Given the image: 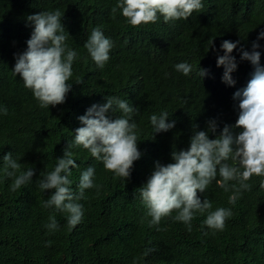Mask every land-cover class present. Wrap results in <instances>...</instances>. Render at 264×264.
Returning <instances> with one entry per match:
<instances>
[{
  "label": "trees",
  "instance_id": "16d2710c",
  "mask_svg": "<svg viewBox=\"0 0 264 264\" xmlns=\"http://www.w3.org/2000/svg\"><path fill=\"white\" fill-rule=\"evenodd\" d=\"M118 0H0V264H264V176L253 175L250 191L230 202L216 180L201 195L214 211L231 209L223 230L204 223L207 212H197L191 231L171 216L159 225L149 226L139 187L146 183L154 163H173L171 152L189 147L194 125L206 130L215 121L219 135L225 125L234 126L239 115L233 93L246 87L254 71L249 61L240 60L231 73L234 86L222 82L223 66L217 67L224 40L241 41L246 50L264 29V0H202L203 8L188 19L132 26L116 8ZM60 9L62 24L69 33L67 44L78 52L73 62L72 88L66 101L41 108L31 89L13 71L15 54L23 52L33 30L27 16ZM159 15V14H158ZM99 26L113 42L109 61L97 67L85 43ZM213 41L216 51L210 48ZM260 65L264 67V39L258 41ZM240 46L238 45V48ZM179 63L192 66L189 75L175 69ZM200 68L207 74L202 78ZM83 82L77 84V80ZM128 100L137 108L133 116L139 130L141 157L134 162L127 181L106 170L82 146L69 148L78 167L71 169V187L78 191L81 173L95 168L94 183L99 189H86L84 216L75 227L67 223L68 214L44 207L54 190H41L39 181L54 170L57 158L74 145L78 117L93 104L106 98ZM169 113L175 126L154 133L150 116ZM113 118L123 113H109ZM238 134L243 129L233 127ZM154 136V138H153ZM11 152L26 171L35 175L13 190L15 177L6 175L3 156ZM230 165L234 162L229 159ZM11 171V169H8ZM243 171V169H241ZM230 184L238 183L230 181ZM55 216L58 230L46 225ZM159 229V230H158ZM51 241L50 246H46Z\"/></svg>",
  "mask_w": 264,
  "mask_h": 264
},
{
  "label": "clouds",
  "instance_id": "9594fccd",
  "mask_svg": "<svg viewBox=\"0 0 264 264\" xmlns=\"http://www.w3.org/2000/svg\"><path fill=\"white\" fill-rule=\"evenodd\" d=\"M116 8L121 9L122 16L132 26H139L156 23L161 16L164 22L186 20L194 11L199 12L203 4L202 0H118L112 9L113 14ZM63 16L64 12L60 9L27 16V21L34 27L26 41V49L15 54L13 71L19 74L25 87L32 90L41 108L49 109L50 105L55 107L63 104L72 88V83H69L73 75L72 66L79 56L67 44L70 35L61 22ZM260 39H264V29L252 41L250 50H246L240 40H224L221 43L220 48L224 54L217 56L216 64L224 68L222 82L228 86L236 83L231 75L238 66L235 56L231 55L234 49L240 52L241 61H249L254 67L246 87L233 93V100L239 101L238 119L234 126L225 125L214 139H209V133L216 132L215 121H209L207 129L202 131H197L198 125H194L189 147L171 152L173 163H154L146 183L139 187L142 202L147 209L146 216L151 217L148 221L150 227L159 225L163 218L176 211L173 219L183 222L187 230L191 231V221L195 214L207 212L204 221L206 226L213 230H223L226 220L232 215L231 209L220 207L210 211L211 201L207 198L202 200L200 194L219 175L221 179L217 183L225 191L233 192L229 199L234 203L241 192L251 190L247 181L253 175L264 176V67L260 65ZM84 47L97 67L103 68L110 59L113 42L97 26L92 29ZM210 48L216 51L213 41ZM175 69L189 75L192 66L179 63ZM206 74L207 70L200 68L199 75L203 78ZM82 82L77 80V84ZM115 110L121 111L123 115L113 118L109 113ZM136 111L137 108L128 100L117 97L106 98V103L102 105L90 106L84 115L78 117L82 126L75 129L74 145L64 150L62 157L57 158L54 170L39 181L41 190H54L44 202V207L54 206L57 211L67 213L70 227H75L83 219V205L78 201L85 198V190L94 187L99 189L100 186L94 183L95 168L89 166L80 175L79 190H73L69 177L71 169L78 165L68 149L82 146L92 158L101 161L106 170L127 181L131 177L134 162L142 155L138 148V126L133 120ZM0 114L6 115L7 109L0 107ZM168 120L167 111L159 116L151 115L154 133L171 130L176 121L166 122ZM233 127L243 130L234 134ZM2 158L6 162V175L15 177L13 190L29 182L35 175L32 167L17 175L21 163L13 158L11 152ZM229 159L234 162L232 165L227 163ZM230 181L238 183L230 184ZM261 187H264V181ZM46 227L50 231L58 230L55 216L49 217ZM51 243L48 241L46 246Z\"/></svg>",
  "mask_w": 264,
  "mask_h": 264
}]
</instances>
